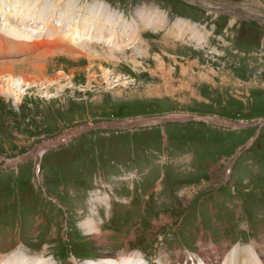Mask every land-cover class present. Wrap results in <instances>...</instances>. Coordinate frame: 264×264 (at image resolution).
Here are the masks:
<instances>
[{
	"label": "rangeland",
	"instance_id": "1",
	"mask_svg": "<svg viewBox=\"0 0 264 264\" xmlns=\"http://www.w3.org/2000/svg\"><path fill=\"white\" fill-rule=\"evenodd\" d=\"M36 1L26 10L37 21L36 15L43 13L49 24L57 11L54 3L48 13L41 12ZM61 1L65 0H57ZM79 1V5L98 2L118 11L124 19L119 21V33L127 24L137 27L138 36H123L113 54L104 43L83 47V54L56 48L57 42L63 48L70 45L59 36L41 41L58 39L53 43L56 47L51 43L43 47L0 35V66L11 64L13 89L19 94L17 98L6 91L12 83L4 75L0 82V239L9 249L2 250L0 259L15 249L8 256L23 250L35 258L43 256V264H91L94 261L86 259L104 256L103 252L122 251L117 255L124 256L131 250L150 263L184 264L186 254L198 253L203 244L200 258L222 256L236 247L249 250L247 256L240 254V264H262L263 22L239 15L235 23L232 11L222 8L209 14L189 0ZM215 1L219 7L227 2L258 9L264 16V0ZM14 3L0 0L1 18ZM13 7L20 11L21 7ZM139 7L154 10L159 24L135 22ZM81 17L77 14L76 19ZM176 22L185 25L182 35ZM52 28L46 25L53 32ZM42 51L62 52L66 57L43 61L44 77H36L30 65L38 61L26 58ZM24 74L32 78L22 82ZM169 114L200 117L161 121ZM142 116L158 121L149 123L151 118L132 129L124 125L127 120L141 123ZM208 116L217 121L206 120ZM80 123L92 128L37 156L43 151L42 139L80 132L82 127L74 126ZM105 154L113 160L108 169ZM238 205L243 212L252 210L249 216L254 217L251 224L239 223L238 230L226 235L230 230H222L213 219L221 223L224 211L233 212ZM84 222L97 224L98 234L82 228ZM197 222L214 237L224 232L219 244L238 236L240 247L235 243L218 249L206 229L194 230ZM201 230L207 244L197 236ZM176 238L183 242L182 248ZM200 258L195 264H201Z\"/></svg>",
	"mask_w": 264,
	"mask_h": 264
},
{
	"label": "bare ground",
	"instance_id": "2",
	"mask_svg": "<svg viewBox=\"0 0 264 264\" xmlns=\"http://www.w3.org/2000/svg\"><path fill=\"white\" fill-rule=\"evenodd\" d=\"M14 1H15L14 4H12L11 6H8V7H10V10H4L3 11L5 17L3 16L4 18L3 17L2 18L5 20V22L1 23V21H0V35L8 36V37L14 38L15 40L16 39L23 40L25 43L26 42H33L35 45L38 44V45H42L43 47H47V44H49V43H51L49 46L54 45L53 43L57 42L58 39L53 41V43L50 41H47V42H44V44H42L41 41H46V38H48V37L59 36V37H62L64 39L66 38L68 40L67 41L68 44H70V45L67 46L64 44L66 47L63 48V44L60 45V43L57 42L58 45H56V43H55V45L58 47H56L55 45L54 46L56 48L63 50L66 53H83L84 54L83 47H88V46H90V44H95V43H100V44L104 43V44L110 45L111 49H108V50L111 54L112 52H114V50L118 46L117 41L119 42V44H122V43H120V41L122 40L123 36H128L129 38H133V39H136L138 36V32L137 33L135 32L137 30V27H135V26L131 27L125 23H124L125 26L123 25L124 31L122 32V34L119 33V25H120L119 21H122V20L124 21L122 16H120L118 11H116V10L114 11V10L110 9L108 6H107L108 8L103 7L98 2H94V3L91 2L89 5L87 2H83V3H81L82 5H79L80 4L79 0L78 1H76V0H65L67 2L61 1L64 3H60V4H59L60 0H58L59 2H57V0H37L36 4L38 2L37 5L40 8L41 12H48L49 13V11L52 10L51 5L53 3H54V9H55V10L53 9L54 12L57 10L53 15L50 16V18L51 17L52 18H51L49 24L53 25V28H52L53 32L51 30H50L51 31L50 32L49 30L46 29V25H49V24H47V21H46L47 19H45L46 17L44 18V16H46V15H44L43 13L40 15H36L40 19V21H37V20H35V18L33 19V16H31L33 14L30 11L26 10V9L30 8V5H31L30 2H32L33 0L32 1L31 0H14ZM189 1L193 2L194 4H198V5H201L203 7H206L208 10L209 9L220 10L222 8H225V10L227 9L228 12L232 11L233 13H235L234 15L236 17L238 15L256 17L258 20L262 21L263 25H264V16H262L263 14L261 12H259L258 9L255 11H252L250 9V7H247V6L241 7V5L239 6V5H235V4L230 5V3H227V2L224 3L221 7H219L220 3H218L215 0H207V1L206 0H189ZM8 2H9V0H8ZM24 4H25V8H22ZM34 4H35V2H34ZM13 5L15 7H21L19 9L20 11H17V9H15L13 7ZM35 7H37V6H35ZM139 8H141V7H139ZM139 8H137L135 10V14L137 15V18H138L137 20H139V21H137V20L135 21L133 19L135 22H137L139 24L144 22V23L152 24V25H156L159 22L156 19V17L153 15L154 13H156L154 10H153L154 12L152 10H151V12H149L148 10L146 11L145 9H142V8L139 9ZM147 13L149 14V16L147 15ZM77 14H81L82 17L79 19H76ZM157 16H159V15L157 14ZM59 18H60L59 23L57 22L58 24L57 23L55 24V22ZM161 21H162V19H161ZM177 21H179V20H177ZM183 21L189 22L188 20H184V19H183ZM32 22L33 23L35 22L38 24L41 23L42 25H44V27L41 28V26L40 27L34 26V24H32ZM176 23H177L176 28H177V26H179V29L181 30V35H182L184 28H185V25H182L180 22H176ZM133 25H135V24H133ZM194 25H195V27H197L196 24H194ZM120 26H122V25H120ZM41 33H43L42 36L40 35ZM62 41H65V40H62ZM16 43H19V42H16ZM39 47H41V46H39ZM89 50H91V48H89ZM106 52H108V51H106ZM61 53L51 52V51L50 52L49 51H42V52H39L36 57L35 56L27 57L26 61H28L29 59L31 60L32 58H34L36 61H38V63H32L30 65V67L32 69H34V71H37V72H34L33 74L31 73V74L34 76V74L36 73V77H44V75H42V74L46 68L45 62H48V61L53 60V59L58 58V57L59 58L66 57L65 53H63V54H61ZM89 58L90 57H88V59ZM70 59H72V58H70ZM43 61H45V62H43ZM31 62H33V61H31ZM10 65H1L0 66V74H1L0 82L2 81V77L4 75H6V76L9 75L8 77H10L8 79L7 83H9V82L12 83L13 81H15V74L13 73V67ZM24 75L26 76V74H24ZM31 78H28L26 76V77H23L21 79H22V82H26V81L30 80ZM34 82H36V81H34ZM13 87H14V84L12 83V85H10V86H8V88H6V91L15 93ZM4 88H2V90ZM4 91H5V89H4ZM15 96H17V98H19L18 93H15ZM19 101H20V99H19ZM99 200L100 201L105 200L106 202L104 204H106V206H107V200L105 198H101ZM91 214H90V216H91ZM92 219H93V217H92ZM88 224H87V222H84L81 224V227L86 229V231L88 233L98 234V232H97V230L99 228L98 225L97 224L95 225V223H94V225H88ZM97 236H99V235H97ZM213 251H214V249H213ZM216 251H217V249H216ZM247 252L249 253V250H247V249L246 250H243V249L240 250L239 248L233 247L223 257H221L220 255H217L216 257H214V256H211V255H213V254H211L210 257L207 258L204 262L201 260V264H203V263L204 264H232V261L236 262L237 258L239 259V257H242L240 254H245V253L247 254ZM132 253H126L124 256H118L116 253L110 254V252H103L104 256H111V257L114 256L116 258L115 260H107L103 264H144L145 260L142 259V256H139V254H134V252H132ZM121 257H137V260H134L131 262L127 258L124 260L120 259ZM42 258H43V256H41V258L40 257L35 258V257L29 256V255L25 256L24 251L21 250L20 252H14L13 254H11L8 257L4 256L2 259H0V264H43V262L40 263ZM247 258H249V256ZM190 259L191 260H189V261H191V264H195L197 262V257L196 258L192 257ZM198 259H199V257H198ZM189 261H187L186 264H189L190 263ZM252 261H253V259H252ZM263 262H264V260H263ZM91 264H94V263H91ZM254 264H256V262Z\"/></svg>",
	"mask_w": 264,
	"mask_h": 264
},
{
	"label": "flooded vegetation",
	"instance_id": "3",
	"mask_svg": "<svg viewBox=\"0 0 264 264\" xmlns=\"http://www.w3.org/2000/svg\"><path fill=\"white\" fill-rule=\"evenodd\" d=\"M104 159L106 160L105 167L108 169L109 165H111L113 163V160L109 161L106 154L104 155Z\"/></svg>",
	"mask_w": 264,
	"mask_h": 264
}]
</instances>
